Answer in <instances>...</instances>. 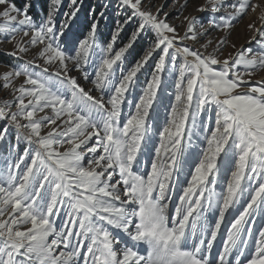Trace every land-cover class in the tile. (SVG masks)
<instances>
[{
  "label": "snow or ice",
  "instance_id": "snow-or-ice-1",
  "mask_svg": "<svg viewBox=\"0 0 264 264\" xmlns=\"http://www.w3.org/2000/svg\"><path fill=\"white\" fill-rule=\"evenodd\" d=\"M121 2L140 23L116 50L122 29L101 45L97 23L66 49L61 0L39 24L31 4L0 0V34L20 61L0 74L13 97L0 103V120L17 132L0 167V264H264V80H253L264 71V9L259 26L248 25L259 49L221 59L233 22L260 4L198 6L224 13L209 20L225 30L209 52L211 40L184 43L207 35L195 16L181 35L144 0ZM147 30L154 43L129 65Z\"/></svg>",
  "mask_w": 264,
  "mask_h": 264
},
{
  "label": "rangeland",
  "instance_id": "rangeland-1",
  "mask_svg": "<svg viewBox=\"0 0 264 264\" xmlns=\"http://www.w3.org/2000/svg\"><path fill=\"white\" fill-rule=\"evenodd\" d=\"M12 3L16 5L18 8H23L19 3L11 0ZM45 8L39 9L40 11L37 14H33L31 9H29V15L33 17V21L39 24L43 21L48 11L51 9L52 4L51 0H44ZM228 3L234 2V0H227ZM254 3L260 4L261 7L257 8L256 12H249L246 16L240 17L237 21L233 22V27L230 29V36H228V45L224 48V55L221 56V59L226 58L230 53L235 54L241 48H252L254 51L259 49V46L253 41L249 43L252 33L248 30V25L250 23H257L259 26L260 21L258 20V16L261 13V10L264 9V0H253ZM185 0H144L142 3V8L145 10H150L153 13H156L157 10H160V17L164 18L165 14H167V22L176 27L181 35L184 34L186 22L184 21L185 16H195L200 23H203L205 28L207 29L206 37L198 38L197 42L193 41H185V44L193 45L195 48H200L203 43L207 40H211L213 44L209 46L208 51L213 50V46L216 45L218 41L225 38V30H217L215 27L209 24V20L223 15L224 13H211L208 11L199 12L197 11L198 6L205 3V0H187V5L185 7H181L184 5ZM30 4V2H27ZM76 7H79V11L76 14L74 19L71 18V12L75 10ZM44 11V12H43ZM132 9L128 6L122 4L121 0H77V4L73 5L71 0H61V4L59 5V10L55 13V22L57 27L63 25L67 20L69 22L68 28L65 30V36L61 38L62 41L66 40L67 43L64 47L67 48H75L78 46L79 42L83 41L88 37L90 32V26L92 23H97V36L96 40L101 45H106L111 41V37L117 33L118 29H122L119 31L117 35V39L114 45V49L118 50L120 47H124L131 40L132 35L137 31L140 19L138 17H134L132 15ZM103 13V15H101ZM131 17L130 22L125 23L126 20ZM22 35V34H21ZM17 39H20L18 36ZM27 39V38H25ZM155 41V33L152 30H147L141 33L140 37H138L137 41L133 44V47L129 49L127 55V63L130 65L131 63L139 60L146 52V50L154 43ZM14 43L15 42H7L3 34H0V74L10 70L13 67H16L20 61L9 55L14 51ZM231 44H235V48L231 47ZM203 51V49H201ZM35 55V50L33 52L28 53L27 59H32ZM155 59V57H154ZM39 63H43L42 61H38ZM150 64L153 61L149 62ZM89 75L91 76L92 69L89 68ZM71 75L77 77L78 81L87 91L92 88V85L82 79L80 73L72 72ZM23 78H21L22 80ZM145 76L141 77V85H143ZM21 80H18L16 83L19 85ZM253 80H264V71L259 72ZM171 92L172 90L169 89ZM93 95H97L95 90H93ZM13 99L12 94L7 89H0V103L4 100L11 101ZM15 111V108H13ZM164 112L161 111L160 120L161 123L164 119ZM8 128V132L5 137V141H0V167L3 166L4 158L8 156V147L10 145L16 144V129L14 126L9 124L5 120H0V130ZM27 145L24 142L20 143L18 152H22L24 147ZM217 191H221V188H217ZM175 199V197H173ZM227 222V221H226ZM59 223V221H57ZM264 223V220H258L257 227L260 224ZM256 229L254 228V231ZM224 229L222 228V232ZM221 244V239L218 238L215 251L219 250V245ZM142 254H143V250Z\"/></svg>",
  "mask_w": 264,
  "mask_h": 264
},
{
  "label": "trees",
  "instance_id": "trees-1",
  "mask_svg": "<svg viewBox=\"0 0 264 264\" xmlns=\"http://www.w3.org/2000/svg\"><path fill=\"white\" fill-rule=\"evenodd\" d=\"M14 1L19 3L20 6H23L27 2H30L31 4L30 9L33 12V14H37L41 9H43L44 11L46 10L44 0H14Z\"/></svg>",
  "mask_w": 264,
  "mask_h": 264
}]
</instances>
